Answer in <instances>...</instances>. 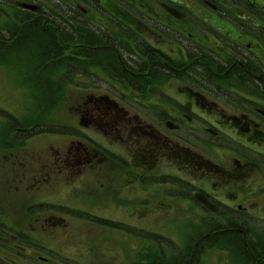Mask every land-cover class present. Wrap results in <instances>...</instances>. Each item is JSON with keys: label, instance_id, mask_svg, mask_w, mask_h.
Returning <instances> with one entry per match:
<instances>
[{"label": "rangeland", "instance_id": "obj_1", "mask_svg": "<svg viewBox=\"0 0 264 264\" xmlns=\"http://www.w3.org/2000/svg\"><path fill=\"white\" fill-rule=\"evenodd\" d=\"M4 1L0 4L7 5ZM73 1L45 0L44 9L35 14L7 7L0 11V109L29 124L63 126L59 134L19 145L16 139L22 136L11 137L14 125L0 117V264H188L195 253L202 264H264V253L252 260L250 250L258 238L264 241L263 229L245 226L248 235L257 236L254 243L240 238L236 243V232L214 234L216 227L235 221L204 218L184 203L194 190L181 183L186 179L200 188L210 186L205 189L222 200L233 189L243 199L264 187V158L233 146L231 140L210 138L199 123L180 118V129L165 126L174 114L171 97L185 101L181 91L191 89L213 100L225 96L197 88V73L186 82L188 73L181 70L175 72L174 87L165 92L151 78L145 80L143 86L151 84L154 91L141 97L131 90L135 77L122 76L120 67L112 71L108 65L109 74L93 68L83 56L92 53L94 39L99 47L105 42L94 25L103 28L117 19L102 8L83 16ZM52 16L56 21H47ZM57 29L64 42L58 43ZM66 33L73 38L66 40ZM49 40L60 47V54L53 53ZM173 64L193 69L192 62ZM193 64L202 65L209 78L211 70L217 72V62ZM221 86L232 92L230 86ZM107 97L118 106L106 104L102 99ZM78 130L93 140L94 148L83 136L78 143ZM236 150L251 154L257 168L243 174L235 164ZM150 177L159 180L151 184ZM256 201L249 209L261 219L253 222L264 227V196ZM5 245L10 251H3ZM243 250L245 255H240Z\"/></svg>", "mask_w": 264, "mask_h": 264}, {"label": "flooded vegetation", "instance_id": "obj_2", "mask_svg": "<svg viewBox=\"0 0 264 264\" xmlns=\"http://www.w3.org/2000/svg\"><path fill=\"white\" fill-rule=\"evenodd\" d=\"M4 3L7 5L0 4V11L2 7H7L8 11L19 9L34 14L41 12L45 0H5ZM71 3L83 16L100 13L97 10L102 8L116 17L118 23L110 21L102 24L105 30L94 25L95 34L105 42L99 47L94 39V45L90 48L92 53L83 56V59L92 61L91 66L97 70L104 68L105 72L108 65L112 71L120 67L122 76L135 77L138 85L132 80L134 88L131 90L137 95L142 97L146 91H154L151 84L143 86V82L150 78L153 84H160L157 86L159 92H165L166 88L174 87L177 82L175 72L183 70L188 73L189 81L186 82L190 83L197 73V88L215 94L219 90L225 96L213 100L191 89L183 90L180 94L185 98L184 102L171 97L169 106L174 114L168 116L165 126L173 122L180 129L177 124L180 118L190 125L199 123L210 138L231 140L233 146L232 142L246 152L260 154V158H264V0H122L119 3L114 0H74ZM31 7H36V10ZM77 57L80 60V55ZM105 61L107 63L104 65ZM112 61H117V64L114 65ZM176 61L192 62L193 69L189 71L191 65H174ZM205 61H211L212 65L217 62V72L210 69L213 73L210 78L205 68L201 69L202 65L199 68L193 64ZM135 70L137 73L133 72ZM160 77L163 80H158ZM210 80L212 83L208 85ZM221 85L230 86L232 92ZM102 100L109 106H118L117 101L110 102L108 97ZM101 132L97 134L107 138ZM77 139L80 143L81 139ZM89 141L93 142L91 139ZM246 152L242 150L234 154L235 164L243 174L249 168H257L250 158L252 155ZM173 153L181 155L176 149ZM188 154L191 156L190 163L195 164L196 157L190 151ZM241 156L247 164H243ZM202 161L210 164L208 160ZM209 172L208 169L203 173L208 176ZM186 175L192 176L190 171ZM222 178H218L219 182L224 187L229 186ZM195 179L201 182L200 177ZM181 183L190 185L194 190L183 200L184 203L201 211L206 219L227 222H238L242 218L248 222L261 220L253 215L254 210H250L249 205L264 196V187L259 186L243 199H239L240 194L232 189L222 200L206 190L211 189L210 186L200 188L186 179ZM197 194L204 196L216 211L204 205L196 197ZM260 213L264 214V207ZM242 228L227 229L225 232L243 230V233H237L236 243L239 238L245 243L249 242L246 239L247 229L245 226ZM225 232L221 230V236ZM9 248L5 245L3 251L8 252Z\"/></svg>", "mask_w": 264, "mask_h": 264}, {"label": "trees", "instance_id": "obj_3", "mask_svg": "<svg viewBox=\"0 0 264 264\" xmlns=\"http://www.w3.org/2000/svg\"><path fill=\"white\" fill-rule=\"evenodd\" d=\"M47 21L55 22L56 19L53 16H52V18L47 17ZM43 31H46V29H43ZM47 32H52V31L48 30ZM56 35H58V38H57V40L59 41L58 43H60L61 40L63 41V39H62V37H61L58 29H57ZM66 35L68 36V38L66 37V40H69V37L70 38H73V34L72 33H66ZM50 44H53V48H54L53 49V53L60 54V47L57 46V45H55V43L53 41L52 42L50 41ZM71 68H73V67H71ZM0 117L3 118V119H5V120H7V123L8 124H9V121H10V124L14 125L15 130L10 133V136L11 137H12V135L14 136L15 134H20L18 136H22V140L21 141H18L20 137H17L18 140L16 139V143H20L19 145H23L24 143H26L27 140H32L33 137L47 135V134H52V135L59 134V133H61V130H63V128H62L63 126L62 125L47 124V125H42L41 126V125H38V124H29V123H26L23 120H19L16 117H14L13 115H11L10 113H7V112H5V111H3L1 109H0ZM60 126H62V127H60ZM64 128H69V127H64ZM79 135H80V131L78 130L77 131V135H74V138L77 137V136H79ZM80 136H83V137L87 138L84 135H80ZM77 138H81V137H77ZM139 167L142 168L141 165H139ZM150 179H151V184L157 182V181H155L157 179H153V178H150ZM78 214L81 215L80 213H78ZM249 225L252 228H254L256 231L257 230L258 231H261L262 229L264 230V227H260L257 222L256 223L255 222L249 223ZM236 226H237V223L235 222V223H233L230 226L224 225V226L216 227L215 231H217V232H215L214 234H216L218 232H221V230H223V229H226V230L227 229H235ZM222 227H224V228L222 229ZM116 228L121 229L122 231L123 230H129L127 227H125L123 225H120V226L117 225ZM234 232L241 234V233H243V230H241V231H239V230H236L235 231L234 230ZM246 232H247V230H246ZM224 235L226 236L227 233L225 232ZM256 237H257L256 235H255V237H252V236L248 235L246 237V239L250 243H254L255 240H256ZM263 242L261 241V239L258 238L257 242H255V244H252V248L250 249L252 255L257 254V253H264V243ZM235 247H237V246H235ZM237 249L238 248H236V251H237ZM255 250H257V252H254ZM196 255H197V253H195L194 256L192 257V259L190 260V262H189L190 264H202V262H200L198 260V258L195 257ZM240 255H245L244 250L242 251V253H240ZM252 260H253V258H252ZM178 262L181 263V262H183V260L177 261L176 264H178ZM152 264H154V263H152Z\"/></svg>", "mask_w": 264, "mask_h": 264}, {"label": "bare ground", "instance_id": "obj_4", "mask_svg": "<svg viewBox=\"0 0 264 264\" xmlns=\"http://www.w3.org/2000/svg\"><path fill=\"white\" fill-rule=\"evenodd\" d=\"M213 211H216V208H213L212 209ZM237 223V226H236V228L237 229H243L242 228V226H246V225H248L249 223H251V222H248V221H246L245 220V218H242V219H240L238 222H236ZM224 227H222V229H223ZM226 231V229H223V232H225ZM230 232H234V231H230ZM254 252H257V250H255ZM251 258H254V255H252L251 254Z\"/></svg>", "mask_w": 264, "mask_h": 264}, {"label": "water", "instance_id": "obj_5", "mask_svg": "<svg viewBox=\"0 0 264 264\" xmlns=\"http://www.w3.org/2000/svg\"><path fill=\"white\" fill-rule=\"evenodd\" d=\"M33 10H35L36 9V7H31ZM167 126H168V128L169 129H171V130H174V129H177L178 127L177 126H175L173 123H171V122H169L168 124H167ZM197 197L206 205V206H209V207H212L208 202H207V200L203 197V196H201V195H197Z\"/></svg>", "mask_w": 264, "mask_h": 264}]
</instances>
